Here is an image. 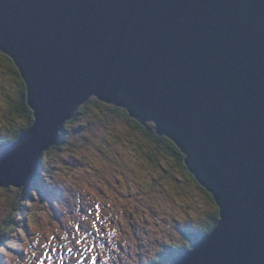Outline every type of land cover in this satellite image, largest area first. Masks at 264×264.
Masks as SVG:
<instances>
[{
    "label": "water",
    "instance_id": "95a60500",
    "mask_svg": "<svg viewBox=\"0 0 264 264\" xmlns=\"http://www.w3.org/2000/svg\"><path fill=\"white\" fill-rule=\"evenodd\" d=\"M0 50L35 117L1 188L24 185L94 95L154 121L217 204L170 264H264V0H0Z\"/></svg>",
    "mask_w": 264,
    "mask_h": 264
},
{
    "label": "rangeland",
    "instance_id": "374dc122",
    "mask_svg": "<svg viewBox=\"0 0 264 264\" xmlns=\"http://www.w3.org/2000/svg\"><path fill=\"white\" fill-rule=\"evenodd\" d=\"M10 59L0 50V134L21 127L26 121L15 112L22 105L18 95L21 86L7 71ZM87 103L91 106L86 113L70 121L75 114L63 122L67 132L64 141L58 142L60 146L51 153L44 151L43 157L49 160L48 173H43L42 182L33 186L37 194L32 204L22 209L24 215L37 217L35 220L27 218L29 233L34 230L44 235L32 236L31 241L64 246L60 253L69 262H79L88 255L97 256L98 251L109 258L117 255L121 248L130 256L137 248V254L154 261L165 241V246L174 244L185 248L180 230L198 232L199 228L208 226L211 215L218 212L214 198L196 178L174 166L176 160L167 155L168 151L158 149L126 118L105 108L114 104L103 100L99 106L94 95H90L78 106ZM147 123L155 125L152 120L144 121V125ZM118 181L123 185L118 186ZM76 193L83 195L84 202ZM18 194L14 187L0 189V218L12 211ZM69 194L77 197V201L67 224L56 219L55 214L62 209ZM92 198L100 207L96 215L101 217L100 226L93 221L92 214H86L85 203L88 201L92 207ZM12 238V242L18 241ZM75 242L81 244L78 255L72 252ZM4 258L5 255H1V261Z\"/></svg>",
    "mask_w": 264,
    "mask_h": 264
},
{
    "label": "trees",
    "instance_id": "16d2710c",
    "mask_svg": "<svg viewBox=\"0 0 264 264\" xmlns=\"http://www.w3.org/2000/svg\"><path fill=\"white\" fill-rule=\"evenodd\" d=\"M8 66H7V71L8 73L11 75L10 77L12 78H16L19 82V85L21 86V88L19 89V93L18 95L20 96V100H21V107L19 109H16L15 112H17L20 116L25 117V122L24 125L21 127H18L16 129L10 128L8 130V135H6L5 137H1L0 136V151L2 150V148H4V145L7 142L10 141H16L18 140L22 134H24L26 131H28L35 120L34 117V111L31 109V107H29L28 102H27V97H28V85L26 83V81L23 79L18 67L15 65L13 60H9ZM94 99H97L98 103L97 105H102V100L98 99L97 97H94ZM28 105V106H27ZM91 105L89 103H87L86 105H83L81 107H77L76 110V115L74 116L73 119H70V121L75 120V118L77 116L83 115L84 113L87 112V109L90 107ZM105 106V105H103ZM108 111H111L113 114L117 115L118 117H124L126 118L130 123H132V125L134 126V129L137 130L139 133L141 131V133L143 134L144 137L147 138V140H149V142L153 145H157L158 149H164L166 151H168L169 156H171L172 158H174L176 160V165L179 168L184 169V171H187L194 179V175L188 170L187 166L185 165V159H186V154L183 153L182 150H180V148L174 143V141L171 140V137H169L168 135H163L160 136L158 135L155 131V125L151 124V123H147V124H142L138 119H141L140 116H142V114L140 113V111H138V117H134L131 114L128 113V111L126 110H122L119 107H116L115 105L113 106H106L105 107ZM137 109H135L136 111ZM63 131L60 133V141L59 143L61 144L64 141V136L65 133L67 132V127L64 125L63 127ZM57 144L54 147H50L48 149V151H46L47 153H51L52 151H54L57 146L60 144ZM81 152V151H80ZM82 153V152H81ZM44 155V154H43ZM45 156V155H44ZM48 162L49 160H46L45 157L42 156L39 164H38V170L36 172V175H32L30 178V182H28L24 187H22L21 189H18L19 192V198L17 199V202H14L13 205L15 206L11 212H5V214L0 218V257L1 255H5L7 253H9L10 251H15L16 248H22V242H25L27 244V242L29 241V243L31 242L29 240V231H28V219L30 218V215L26 216L23 214L22 209H24V207L27 209L28 206H30L33 202L34 197L36 196V191L33 188V186H35V184H39L42 182L41 179V175L43 173H48ZM121 182L118 181V186H121ZM123 185V184H122ZM3 189V188H0ZM209 193V192H208ZM210 194V193H209ZM211 195V194H210ZM212 197V195H211ZM218 208V207H217ZM33 216V215H32ZM212 220L210 222V224L208 226H205L204 229L199 228L198 232L196 231H191L189 229H181V233L183 234V236H185L186 232L191 231L189 233V238L188 237H184L183 241L181 242L183 245H185L187 248L191 249L192 246L195 244V242H197L198 240L202 239L203 237H205L206 235H208L213 228L216 226L217 222H218V212H215L211 215ZM37 218V217H36ZM34 217V220L36 219ZM32 223V221H31ZM30 223V224H31ZM32 225V224H31ZM179 231V230H178ZM179 231V232H180ZM195 235H192V234ZM15 237V239H18V241L12 242L13 238ZM186 238V239H185ZM180 240V239H179ZM178 241V240H177ZM21 243V244H20ZM174 243V242H173ZM30 248H33V246L31 244L28 245ZM177 248V246H174V244H170V246H168V252H164L161 255V258H158L156 261H154L153 264H168L170 262L171 259H173L175 257V252H173V250ZM23 253H24V249H23ZM0 263H1V259H0Z\"/></svg>",
    "mask_w": 264,
    "mask_h": 264
},
{
    "label": "snow or ice",
    "instance_id": "6c2138e0",
    "mask_svg": "<svg viewBox=\"0 0 264 264\" xmlns=\"http://www.w3.org/2000/svg\"><path fill=\"white\" fill-rule=\"evenodd\" d=\"M69 251H71V249H69ZM45 255H47V253H45ZM41 264H43V261H41ZM93 264H95V260L93 259Z\"/></svg>",
    "mask_w": 264,
    "mask_h": 264
},
{
    "label": "clouds",
    "instance_id": "9594fccd",
    "mask_svg": "<svg viewBox=\"0 0 264 264\" xmlns=\"http://www.w3.org/2000/svg\"><path fill=\"white\" fill-rule=\"evenodd\" d=\"M204 188V187H203ZM205 189V188H204ZM207 191V190H206ZM213 197V196H212Z\"/></svg>",
    "mask_w": 264,
    "mask_h": 264
}]
</instances>
